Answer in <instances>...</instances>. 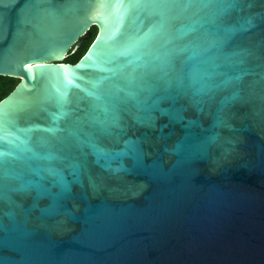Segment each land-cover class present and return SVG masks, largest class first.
Instances as JSON below:
<instances>
[{
  "label": "water",
  "instance_id": "water-1",
  "mask_svg": "<svg viewBox=\"0 0 264 264\" xmlns=\"http://www.w3.org/2000/svg\"><path fill=\"white\" fill-rule=\"evenodd\" d=\"M0 76V264H264V0H0Z\"/></svg>",
  "mask_w": 264,
  "mask_h": 264
},
{
  "label": "trees",
  "instance_id": "trees-1",
  "mask_svg": "<svg viewBox=\"0 0 264 264\" xmlns=\"http://www.w3.org/2000/svg\"><path fill=\"white\" fill-rule=\"evenodd\" d=\"M88 34H89L88 37L84 36L79 40V45L77 50L65 59L64 61L65 63L74 64L81 58V56L85 53V51L87 50L93 39L96 37L97 34L96 27H92L88 31ZM17 83H18V79L0 76V101L3 98H5L15 88Z\"/></svg>",
  "mask_w": 264,
  "mask_h": 264
},
{
  "label": "rangeland",
  "instance_id": "rangeland-1",
  "mask_svg": "<svg viewBox=\"0 0 264 264\" xmlns=\"http://www.w3.org/2000/svg\"><path fill=\"white\" fill-rule=\"evenodd\" d=\"M65 61V60H64Z\"/></svg>",
  "mask_w": 264,
  "mask_h": 264
}]
</instances>
